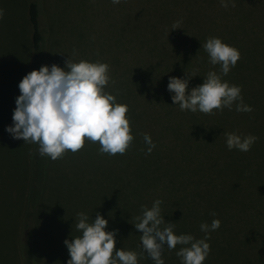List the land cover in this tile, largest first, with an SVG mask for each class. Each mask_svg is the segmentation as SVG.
Here are the masks:
<instances>
[{"label": "trees", "instance_id": "obj_1", "mask_svg": "<svg viewBox=\"0 0 264 264\" xmlns=\"http://www.w3.org/2000/svg\"><path fill=\"white\" fill-rule=\"evenodd\" d=\"M24 2L22 11L28 33L23 44H27L28 52L20 55L18 61L21 64H17L11 83L7 81L10 85L0 83V88L5 87V103L21 94L19 90L15 95L11 93V87L17 82V78H14L17 70L23 69L21 75L25 76L45 66L49 37L42 0ZM135 3L136 6L139 4L136 8ZM235 3L236 7L233 8L236 11L242 9L241 13L232 9L228 11V8L221 6L218 8L215 4H220V0H134V15L141 13L140 5L144 11L146 8L153 11L163 9V14L155 20H146L143 16L139 22H136L137 17L136 21L133 20L127 77L125 79L122 72L119 81L127 80L129 85L130 82L132 84L130 111L127 114L134 140L125 153V158L129 155L126 171L123 173L117 165L111 167H117L120 171L119 183L113 186L105 180L97 182L100 203L96 205L94 217L89 218L92 222L99 213L109 224L112 223V206L108 205V198L112 197L114 206L118 205L113 227V230H119L115 237L117 250L142 251V232L135 228V218L142 214V205L150 209L157 199L163 201L161 215L165 222L175 223L176 235L194 232L190 228L201 231L200 225L206 223L207 219L203 221L198 215L197 209L203 205H197L196 186L201 187L200 184L205 185L206 181L216 182L221 177L242 178V151L229 150L224 133L234 132L243 137L261 132V147H264V0H235ZM8 6L6 3L0 8ZM15 7H19L17 0H14V10ZM177 20H182L181 29L172 30ZM4 21V17L0 19V23ZM209 37H218L239 50L241 59L223 80L242 86L243 102L253 108L251 113L237 112L238 101L233 104L232 110H214L215 115L181 111L173 103L174 93L167 90L170 77L186 78V75L195 73V77L189 81L190 91L203 83L209 71L219 73L220 66L209 63V56L203 48ZM0 72L4 74L2 66ZM257 117L260 122L256 120ZM144 133L149 134L155 144L150 154ZM24 145L27 147L24 155L27 170L14 255L18 264H40L37 259L38 246L33 243V236L43 204L48 156L39 154L37 144L24 142ZM121 158L119 164L125 162ZM123 174L127 182L120 186ZM108 187L113 189V195L105 197L110 190L106 189ZM120 189L126 195L120 194ZM248 212L252 219L257 215L256 220L260 224L261 215ZM106 231L110 229L106 228ZM219 237L224 243L221 255L225 251L226 257L234 256L239 264L262 262L260 256H264V252L260 250L258 255L252 256L245 246L251 248L253 245L239 240L236 231H221ZM180 247L178 245L175 251H179ZM167 251L164 253L169 254L170 250ZM171 255L174 258H166L176 260V253ZM144 259L147 261L151 258L145 253L138 261Z\"/></svg>", "mask_w": 264, "mask_h": 264}, {"label": "rangeland", "instance_id": "obj_2", "mask_svg": "<svg viewBox=\"0 0 264 264\" xmlns=\"http://www.w3.org/2000/svg\"><path fill=\"white\" fill-rule=\"evenodd\" d=\"M17 1L19 7L14 10V0H0V6L9 4L4 9L5 23H0V66L4 72L3 75L0 72V83H7L8 80L11 83L17 64H21L18 61L20 55L28 52L27 44H23L28 33L22 11L23 1L25 4L26 0ZM215 5L218 8L221 6ZM138 6L135 3V8ZM230 9L236 11L231 5L228 11ZM42 10L49 37L45 65L50 67L56 64L64 68L68 57L74 62L86 60L109 64L110 76L115 84L110 82L105 91L115 95L117 103L126 104L130 108L132 84L130 82L129 85L127 80H119L122 79V72L124 78L127 77L133 20L136 21L137 17L136 22H139L142 16L146 20L158 19L163 14V9L157 8L153 11L146 8L144 11V7L140 5L141 13L134 15V0H121L119 4H113L112 0H42ZM236 12L241 13L242 9ZM22 72L23 69L17 70V75L14 76L17 78V82L11 87L14 95L24 77ZM4 89L5 87L0 88V264H18L14 251L19 237L18 220L21 215L25 169L27 170L24 160L27 147L22 139H13L5 130L13 125L16 99L11 97V101L5 103ZM256 120L261 121L258 117ZM252 135L257 136L258 140L250 151L242 152V178L221 177L216 182L206 181L205 185L196 186L197 205H203L197 209L200 219H207L206 223L209 225L214 219L221 221L220 228L209 233L210 239L206 242L210 244L211 252L203 264H239L234 256L226 257L225 251L221 255L220 250L224 246L219 237L221 231H236L239 240L253 245L251 248L245 246L249 248L247 252L252 256L258 255L260 250L264 252V147H261L260 140L263 135L261 132ZM99 148L98 142L86 140L84 147L75 153L67 151L62 158L55 161L48 157L43 204L33 236V243L38 246L37 259L40 264H67L70 255L64 241L82 235V232L74 231L78 213L84 212L89 218L94 217L92 215L101 196L97 182L105 180L106 183L116 186L120 171L117 167H111L117 165L123 173L126 171L129 155L125 158L126 154L119 157L101 154ZM120 158L125 162L119 164ZM125 182L127 178L123 174L120 186ZM103 188L105 189L104 184ZM106 189L110 190L105 197L112 196L113 189ZM123 191L120 189V194L126 195ZM109 204L112 206V223H108L107 228L111 231L115 225L118 205L114 206L112 197L108 198ZM248 211L261 215L260 224L256 220L257 215L252 219ZM202 212L204 213L201 217ZM212 212L216 215H211ZM190 230L194 231L190 235L195 239H203L206 235L193 228ZM166 250L169 251L165 246L162 256L165 264H181L178 256L173 261L167 259L174 258L171 254L176 253L175 249L170 250L169 254L164 253ZM233 250L236 252L234 248ZM245 253L246 251L242 253V258ZM260 259L262 262L259 263L264 264V256H260ZM138 264H154V261L144 259L138 261Z\"/></svg>", "mask_w": 264, "mask_h": 264}, {"label": "clouds", "instance_id": "obj_3", "mask_svg": "<svg viewBox=\"0 0 264 264\" xmlns=\"http://www.w3.org/2000/svg\"><path fill=\"white\" fill-rule=\"evenodd\" d=\"M120 2L112 0L113 4ZM230 3L236 7L235 0H220L224 8ZM4 15L5 10L0 8V19ZM181 24L182 20L175 21L172 30L181 29ZM203 48L209 56V63L220 66L219 73L209 71L203 83L190 91L189 81L195 73L186 75V78L170 77L167 90L174 93L173 103L181 111L215 115L214 110H232L238 101L237 112L251 113L253 108L243 102L242 86L223 80L241 59L239 50L218 37H209ZM110 82L115 84L110 76V65L100 61L74 62L68 57L64 68L56 64L41 66L39 70L26 74L19 83L21 94L15 101L13 125L5 130L13 139L37 144L39 154L53 161L62 158L67 151L81 150L86 140L98 142L101 154L123 155L134 140L127 116L130 109L126 104L117 103L116 96L105 91ZM224 135L229 150L242 152L250 151L258 140L251 134L241 137L227 132ZM143 138L150 154L155 144L149 134L144 133ZM162 203L157 199L150 209L142 205V214L135 218L137 223L134 226L142 232V251L139 253L122 248L117 250L115 237L119 230L106 231L108 220L99 213L92 222L86 213H78L76 229L82 235L64 241L70 255L67 264H138V258L145 253L154 264H165L162 258L165 246L174 250L178 245L181 247L176 255L181 264H203L211 252L210 244L206 242L210 239L209 233L219 229L221 221L214 219L210 225L201 223L200 230L206 234L203 239H195L190 234L176 235L175 223L165 222L161 215Z\"/></svg>", "mask_w": 264, "mask_h": 264}]
</instances>
